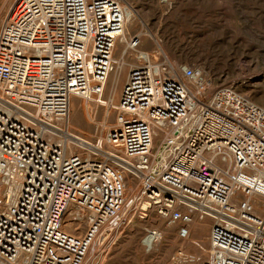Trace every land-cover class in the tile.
<instances>
[{
  "label": "built area",
  "instance_id": "obj_1",
  "mask_svg": "<svg viewBox=\"0 0 264 264\" xmlns=\"http://www.w3.org/2000/svg\"><path fill=\"white\" fill-rule=\"evenodd\" d=\"M123 34L117 0H13L7 9L0 264H98L106 243L150 211L178 221L181 238L195 217L211 220L205 257L179 249L178 261L264 264V107L199 67L179 75L144 58L128 72L105 133L72 131L71 98L99 105ZM140 38L130 36L127 50ZM161 239L159 229L145 230V243Z\"/></svg>",
  "mask_w": 264,
  "mask_h": 264
},
{
  "label": "rangeland",
  "instance_id": "obj_2",
  "mask_svg": "<svg viewBox=\"0 0 264 264\" xmlns=\"http://www.w3.org/2000/svg\"><path fill=\"white\" fill-rule=\"evenodd\" d=\"M4 1L0 0V28L13 2ZM119 1L132 15L130 20L125 21L124 37L128 40L138 33L141 41L135 50L139 53L126 51V72L119 82L115 105L130 69L138 66L141 58H147L166 68L174 66L179 75L183 66L199 67L221 85L233 87L264 107V0ZM114 54L116 58L120 54L116 47ZM112 73L113 70L98 98L99 105L94 100L80 110L69 123L72 131L91 138L105 133V118L111 126L115 105L109 108L106 99ZM73 100L80 102L83 99ZM197 221L206 223L204 240L207 241L203 249L194 242L199 241L197 233L191 236L193 242L182 244L183 238L178 233L180 223L170 224L169 231L167 222L155 211H150L146 218H134L121 234L106 243L98 264H200L175 258L179 249L186 255L199 256L200 259L205 257L209 248L211 220L197 218ZM151 227L162 232V239L149 249L144 235L145 230Z\"/></svg>",
  "mask_w": 264,
  "mask_h": 264
},
{
  "label": "bare ground",
  "instance_id": "obj_3",
  "mask_svg": "<svg viewBox=\"0 0 264 264\" xmlns=\"http://www.w3.org/2000/svg\"><path fill=\"white\" fill-rule=\"evenodd\" d=\"M117 1L120 3V5L123 8V12H124V24H125V21L128 20V19L130 20V18L132 16L131 15V11L129 9L125 8L121 4V2L119 0H117ZM4 2H6V0ZM125 40H126V38L124 37V34H123L122 38L115 45V47L120 50V54L117 57L118 64H117L116 68L113 69V73H112L111 80H110V85H109V87L107 89L108 97H107L106 101H107L108 105L110 106L109 108H111L116 103V98H117L118 91H119L118 90L119 82H120L121 78L125 75V72H126V67H125L124 63H125V54H126V51H127V48H126V41L127 40L126 41ZM136 49L137 48H135V49H133L131 51L133 52ZM135 52L136 53H139V50L138 51H135ZM141 60H142V58L140 59V61ZM170 68L173 71L174 70L175 71L177 70L172 65L170 66ZM170 68H169V70H170ZM73 99L74 98H71L70 106H69V109H70V113H69V123L72 120V118L74 116H76V114L80 110H82L85 107H88L95 100L94 96L93 97H90L88 99H83L80 102H78V100H77V102H75L76 100L74 101ZM104 121H105L104 127L107 130L110 127L107 124V121H108L107 118H105ZM101 134H103V133L101 132ZM7 185H8V189H10V191H11V195L13 196L11 198V203H12L14 201V199H15L16 194H17L18 185L16 183H14V181H12V180H10V182ZM133 190H134V188L131 186L130 182L128 180H126V197H127V191L129 192L128 194L130 196L133 193ZM205 218L206 219H209L207 217H205ZM66 219H68V217H66ZM151 220L154 221V219H151ZM170 224H173V223H167V225H166V228L169 231L171 230V227H169ZM82 228H83V226H79V225L77 226V229H82ZM205 232H206V223L203 222V221L201 223H199V221H197V217L194 218L193 219V222L189 225V234H188V236L186 238H183L182 239V244H185V243L189 244L190 242H193L191 240V236H192L193 233H197V237L199 238V241L196 240L194 242L196 243L197 246L199 245L200 248L203 249L205 247L206 241H207V240H204ZM152 245L153 244L147 243V246L149 247V249L152 248ZM93 253L94 252H91V254H93ZM201 253H203V252H201Z\"/></svg>",
  "mask_w": 264,
  "mask_h": 264
}]
</instances>
